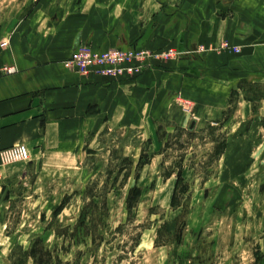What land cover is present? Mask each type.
<instances>
[{
  "label": "rangeland",
  "instance_id": "374dc122",
  "mask_svg": "<svg viewBox=\"0 0 264 264\" xmlns=\"http://www.w3.org/2000/svg\"><path fill=\"white\" fill-rule=\"evenodd\" d=\"M84 2L92 0H0V80L22 71L9 58L30 59L43 44L45 57L82 80H136L185 53L82 39L73 47V25L82 33L96 19ZM219 2L255 35L250 69L216 118L177 92L150 123L129 117L72 141V126H53L45 153L0 146V264H37L33 246L45 264H264V0ZM214 44L197 48L241 52ZM85 54L102 59L85 66Z\"/></svg>",
  "mask_w": 264,
  "mask_h": 264
},
{
  "label": "crops",
  "instance_id": "0c3cea01",
  "mask_svg": "<svg viewBox=\"0 0 264 264\" xmlns=\"http://www.w3.org/2000/svg\"><path fill=\"white\" fill-rule=\"evenodd\" d=\"M82 6L87 12L94 11L96 19L82 28V33L73 25L72 46L82 39L99 46H174L185 53L136 80L122 81L82 80L65 72L51 57H45L44 44L30 59L22 54L19 59L9 58L21 62L22 71L0 80L1 147L21 142L29 153H45L50 150L53 126H72L71 132H66L72 141L75 135L85 138L97 127L116 125L129 117L150 123L159 107L177 92L194 101L203 117L210 114L213 119L229 104L233 87L250 69L248 52L255 26L249 27L251 21L234 17L235 13L222 14L219 0H92ZM185 14L186 21L181 17ZM224 40L241 52L226 53L213 47L202 53L197 48ZM195 48L196 55H188ZM60 137L67 139L63 134Z\"/></svg>",
  "mask_w": 264,
  "mask_h": 264
},
{
  "label": "trees",
  "instance_id": "16d2710c",
  "mask_svg": "<svg viewBox=\"0 0 264 264\" xmlns=\"http://www.w3.org/2000/svg\"><path fill=\"white\" fill-rule=\"evenodd\" d=\"M6 190V187L3 188V191ZM139 192V189L137 187H134L131 189L130 191V194H129V197H128V205L130 207V209L133 207V200L134 198L136 197V193ZM63 210V206H59L55 209L54 213H53V216L56 217L59 215V213H61V211ZM36 244V242H35ZM36 250V247L34 248V246L31 248L30 250V255H32L33 257H35V261L37 264H45L47 263V261L45 260H41L40 257L37 259V256H38V251H35ZM37 252V253H36Z\"/></svg>",
  "mask_w": 264,
  "mask_h": 264
},
{
  "label": "built area",
  "instance_id": "2783aa9c",
  "mask_svg": "<svg viewBox=\"0 0 264 264\" xmlns=\"http://www.w3.org/2000/svg\"><path fill=\"white\" fill-rule=\"evenodd\" d=\"M135 54V53H134ZM80 56V55H79ZM82 56V55H81ZM137 59H144V57H135ZM81 59H83L85 61V66L88 65V64H92L93 62H97L99 60H101L100 58L98 57H93V55H89V54H85L81 57ZM104 60V58H103ZM96 63H94L93 65H95ZM90 68V67H89ZM87 68V69H89ZM92 69V67H91ZM22 153L27 156V151L25 149H22Z\"/></svg>",
  "mask_w": 264,
  "mask_h": 264
}]
</instances>
